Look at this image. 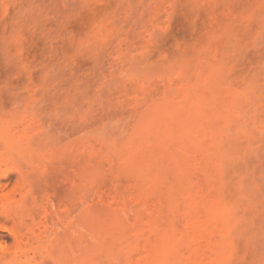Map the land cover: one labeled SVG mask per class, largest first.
<instances>
[{
	"label": "rangeland",
	"instance_id": "obj_1",
	"mask_svg": "<svg viewBox=\"0 0 264 264\" xmlns=\"http://www.w3.org/2000/svg\"><path fill=\"white\" fill-rule=\"evenodd\" d=\"M0 203V264H264V0H0Z\"/></svg>",
	"mask_w": 264,
	"mask_h": 264
},
{
	"label": "bare ground",
	"instance_id": "obj_2",
	"mask_svg": "<svg viewBox=\"0 0 264 264\" xmlns=\"http://www.w3.org/2000/svg\"><path fill=\"white\" fill-rule=\"evenodd\" d=\"M6 175H7V174H6ZM9 176H10V175H9ZM9 176L7 175V178H6V176H5V178H6L7 181L9 180L8 178H10ZM4 206H5L4 204L0 203V223H1L0 226H1V228H5L4 226H6V224H7L5 221H6V219H7V217H6L7 215H6V214H8V213L5 214V213H3V212H4L5 209H8V208H7V207H4ZM3 207H4L5 209H4L3 211H1V210L3 209ZM5 212H7V211H5ZM2 213L5 214V215H2ZM3 216L6 217L5 220L3 221V222L5 223V225H3V222H2V220L4 219V218H2ZM2 226H3V227H2Z\"/></svg>",
	"mask_w": 264,
	"mask_h": 264
}]
</instances>
